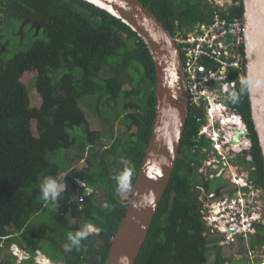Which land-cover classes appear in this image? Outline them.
<instances>
[{"label": "trees", "instance_id": "16d2710c", "mask_svg": "<svg viewBox=\"0 0 264 264\" xmlns=\"http://www.w3.org/2000/svg\"><path fill=\"white\" fill-rule=\"evenodd\" d=\"M140 1L171 36L178 32V27L182 34L189 31L182 30L176 16L192 14L198 23L207 21L213 11L211 4L201 0ZM231 1L229 18H241V0ZM15 15L35 22L41 34L29 44L12 45L0 26V43L4 45L0 47V247L1 244L7 248L12 244L23 246L29 257L17 263L12 255L0 254V264H37L36 246L42 240L53 246L51 258L56 260L53 262L88 264L94 255L98 259L96 264H104L143 160L155 114V75L150 53L129 26L85 0H0V19L3 17L6 25ZM30 24L22 26L29 27L32 34L39 33ZM25 72L33 77L37 103L21 80ZM237 73L230 71L229 80L236 81L239 100L232 103L228 99L226 103L246 123L252 142L249 154L253 159L244 168L252 167L250 179L256 187L264 188V163L251 119L248 91H241ZM125 78L130 80L129 88H123ZM83 97L92 100L93 110L103 120L112 117L109 111L114 109V118L123 115L126 130L136 129L128 138H122L121 130L113 136L111 129L112 143L104 151L107 157L96 152L87 167L78 172L68 155L79 157L83 153L82 149H73V145L76 141L81 144L80 137L89 145L98 138V132L90 128L80 105ZM199 107L189 104L179 146V151L187 146L191 151L196 145L189 161L195 160L207 145V139L199 135L202 123L197 120ZM118 161L127 163L114 172L110 168ZM177 164L178 157L134 264L231 262L219 248L213 247L211 261L202 251L206 243L204 246L201 238L205 230L197 211L199 204L190 198L187 190L179 192L178 185L174 184ZM125 168L132 175L129 193L123 195L117 192L113 177ZM65 174L66 188L58 201L55 204L44 201L39 187L42 180ZM79 181L87 188L103 190L104 201L99 204L93 195L79 208L77 194L86 193ZM43 214L48 215V220L42 219ZM74 219L100 229L97 247L85 240L80 250L65 248L68 233L75 232ZM259 232L263 235L259 242L264 243V226ZM252 239V245L258 243V239Z\"/></svg>", "mask_w": 264, "mask_h": 264}, {"label": "water", "instance_id": "95a60500", "mask_svg": "<svg viewBox=\"0 0 264 264\" xmlns=\"http://www.w3.org/2000/svg\"><path fill=\"white\" fill-rule=\"evenodd\" d=\"M85 1L129 26L146 45L154 66L155 114L150 135L104 262L121 264V258H124L123 264H134L172 176L189 112L187 84L181 54L171 34L140 0ZM241 3L246 59L244 75L253 84L248 99L264 163V0H241ZM244 134V129L237 130L232 142L239 143Z\"/></svg>", "mask_w": 264, "mask_h": 264}, {"label": "built area", "instance_id": "2783aa9c", "mask_svg": "<svg viewBox=\"0 0 264 264\" xmlns=\"http://www.w3.org/2000/svg\"><path fill=\"white\" fill-rule=\"evenodd\" d=\"M211 4L213 11L207 21L198 22L185 34L178 29L172 38L182 58L188 103L196 106L203 105L206 108L208 123L215 119L214 110L231 109L230 118L241 119L239 130L244 129L245 134L240 137L239 143L235 144L232 142V137L237 132L235 125H226L222 131V143H233L231 148L240 152L244 147L241 143L243 139H245L243 142L245 147L249 145V140L246 138V124L241 115L227 105L226 100L230 93L236 92V81L229 80V72L236 70L239 81L245 78L246 59L242 20L235 17L229 18L228 8L232 5V1L228 6L219 1L211 2ZM217 80L221 82L216 83ZM219 122L223 125L222 117ZM204 128H200L199 135L204 133ZM220 133L221 131L215 130L212 135L207 136L212 141L213 151H221L222 144L217 139ZM231 181L234 185L231 192L214 197L206 195L201 200L197 208L199 217L208 229L215 230L213 234H218L221 246L231 245L236 236L250 238V235H255L251 237L258 239L257 244L260 246L255 249L256 251L248 248L247 253L257 258L258 262H248V264L264 262V245L259 242L261 237L256 231L259 223L264 224V200L259 194L260 187H254V184L246 181L236 169ZM79 184L83 185V182L79 181ZM10 247L17 263L29 257L23 246L12 244ZM39 255L35 257L38 263H40Z\"/></svg>", "mask_w": 264, "mask_h": 264}, {"label": "rangeland", "instance_id": "374dc122", "mask_svg": "<svg viewBox=\"0 0 264 264\" xmlns=\"http://www.w3.org/2000/svg\"><path fill=\"white\" fill-rule=\"evenodd\" d=\"M192 1H194V0H192ZM201 1H203L204 3L208 2L209 4H210V2L219 1L220 3H224L225 5L228 6V4L231 0H201ZM175 19L180 23V27L182 28V30L184 32H186L188 30L191 31L193 25L198 20V18L192 14H181V15L176 16ZM0 20L2 21L0 26H1V28L2 27L4 28L2 33H4L6 35V37L9 39V41L12 43V45H19V42L29 44L30 40L32 38L37 37L41 34V28H38V26H36V23L33 21L30 22L29 19H26V18L23 19L22 17L19 18L15 15L14 18H11L10 21H8L9 23L7 22L8 23L7 25H6L5 19L3 20V17ZM24 24H30L31 27H34L36 30L35 33H37V31L39 29L40 30L39 33L32 34L30 32L29 27H27L26 25L22 26ZM21 26H22V28H21ZM120 35L124 36V34H120ZM0 47H4V45L0 43ZM9 55H10V53H9ZM21 80L24 83V85L27 87V89L29 90L31 97L33 98V101L35 103H37L38 99H37V96L35 97V92L33 91V81L34 80H33L32 75L29 72H26L22 75ZM142 84L144 85L143 82H142ZM129 87H130V80L128 78H125L123 88H129ZM86 98L87 97H83L80 100V103H81L80 105H81L82 109L84 110V112L86 113L87 119L90 123V128L92 130H95L98 132V138L95 139V142L93 143V145H89L86 141H84V139L82 137H80L81 144L78 145V142L76 141V143L73 145V147H72L73 149L74 148H76V150L82 149V153H83L79 157H77L76 154H74V155L69 154L68 155L69 157L73 158V165L78 172H82V170L87 166L89 160H92L95 157L96 152H98V154H103L105 157H107L106 156L107 154L104 151H105V148L109 147L112 143L113 137L112 138L110 137V130L111 129H113V136H115V134L117 135L118 131L121 130L122 131V138L130 137L132 132L136 129L135 127H130V129L126 130L124 128V126H125L124 124L126 121H122L123 115H121V116L119 115L118 117L114 118V115L116 114V111L114 109H110V111H109L111 113L112 117H109L106 121L103 120V118H101V116H99L98 112L93 110V108L91 106L92 100H90L88 98L86 99ZM126 113H128V111ZM32 129H33L34 134H36L35 122H33V124H32ZM244 140L245 139H243L242 141L244 142ZM243 142H242V145L245 146V143H243ZM242 148H245V147H242ZM245 159L251 160V157L247 155L245 157ZM122 165H125V163L123 161H118L116 164H114V167L110 168V169L112 171L116 172L117 169ZM238 166L240 168H243L240 165H238ZM246 173H247V171H246ZM215 188H216V185H214V182H211V185L209 186V191H213ZM128 193H129V191L126 193H122V194L125 195ZM259 194H260L262 200H264V188L260 187V193ZM50 208H52V207H50ZM47 216H48L47 214H45V215L43 214L41 217L44 221H46ZM76 222L82 223L81 219H78ZM38 223H39V220H37V224ZM37 224H35L36 231H38V225ZM80 225H82V224H80ZM260 225H263V224L259 223V225H258V227H256V229H258ZM203 227H204L205 231L209 230V232H207V234H209V235H206V237H205V239L207 240L206 241V247H203L202 251L206 255L207 260L211 261L212 260L211 255L213 252V247H211V243L213 242V239L215 237H218V234L216 233V235H213L212 229H208L204 224H203ZM252 240L253 239L250 240L248 238H243L242 236H236L235 241L232 242L231 245L221 247L219 250L223 254L224 258H228L229 256L232 255L233 250L235 248V254H236L235 256L237 258L241 259L239 262L242 264H246L247 262H245V259L248 258L249 254L245 251V249L246 248L250 249L252 247V246H250V245H252ZM86 241L91 246H98L99 245V243L96 244L95 241L93 239H90V238H88ZM254 244H256V242H253V245ZM223 245H225V244H223ZM259 246L260 245L257 244L255 246H253L252 248L255 250L256 248L258 249ZM36 248L40 251L41 254L45 255L50 260L56 261L54 258H51V254L54 252V249H53V246L48 241L42 240L36 246ZM0 254L2 256H5V257L7 255L9 256V254L13 256L11 247L10 248L9 247L7 248L6 246L3 247L2 244L0 247ZM35 254H36V252H35ZM90 258L91 259L89 260L88 264H96L98 259L95 256H91ZM249 261L257 263L258 259L253 258L252 260H249ZM15 262H17L16 259H15ZM44 262L48 263V261H46V260ZM61 262H62L61 264H66L64 262V260H62Z\"/></svg>", "mask_w": 264, "mask_h": 264}, {"label": "flooded vegetation", "instance_id": "af4514ba", "mask_svg": "<svg viewBox=\"0 0 264 264\" xmlns=\"http://www.w3.org/2000/svg\"><path fill=\"white\" fill-rule=\"evenodd\" d=\"M228 112H231V109L228 110ZM197 115H198L197 120L198 121L202 120L200 128L205 127L204 128L205 131L202 135L207 139V143L205 142V145L206 144L207 145L203 146L200 152L198 153V157L195 160H191V161L189 160L192 158V154L196 151L195 149L196 145H193V147L191 148V151H189V148H188L189 146L183 148L181 151H179L178 149V153H177L178 164L176 168L177 175L174 176V184L178 185V191L181 192L182 190L184 191L187 190L188 193L191 195L190 198L196 201L198 204L201 202V200H203L206 197V195L214 197L216 195H220L225 192H231L234 186L231 180L233 179V176L235 175V169L238 172V174H241L246 181H249L250 183L254 184V187H256L255 181L252 178L250 179V172L253 170V168L252 167L250 169L244 168L245 163L247 161L250 162L253 159V158H251V160L245 159L247 155L251 157V155L249 154V151H251L252 142L251 140H249L250 138H249L248 131H247L246 138L247 139L249 138L248 139L249 145H247L246 147L244 146L245 148H242L240 152L235 151V148L234 149L231 148L233 147L232 142H231L232 144L222 143V131L223 129H225V126L229 125L230 123H232V125H235V122L229 123L230 117L227 120L226 119L223 120L224 122L223 125H221L222 122L208 123L206 119V108L203 105L198 108ZM215 130L221 131L220 135L217 137V139L222 144L220 152L212 150V141L211 139L207 137V136L212 135L213 131ZM242 142L243 141H241V143ZM235 157H240V158H235ZM238 165L242 166L243 168H240ZM174 167H176V161H175ZM245 170L247 171V173ZM185 182L187 184L186 186H185ZM211 182H214V185H216V188L213 191H209V186L211 185ZM82 186H85L84 183ZM85 189H86V193L77 194L79 195L78 196L79 208L82 207V204H83L82 202L89 200V198H91L93 195H95V198L99 204L104 201L105 192L103 190L98 189V188H87L86 186H85ZM173 196H175L174 193H173ZM80 224L84 226L85 224H88V223H85V224L77 223L76 220L74 219L72 221V228L75 231L79 230L80 228L83 227ZM261 226H264V224L260 225L259 228L256 229V231L262 238L263 235L259 232ZM256 227H258V225ZM202 234L203 235H201V238L204 242L203 245L205 246V243L207 241L205 237L206 235H209V234H207L206 232ZM99 236H100V231L98 234H92L88 238L93 239L95 243L98 244L101 240ZM251 236H255V235H250V238L248 239L251 240L252 239ZM262 245H264V243ZM250 246L253 247V245H250ZM211 247H216L219 249L222 247L219 244L218 237H215L213 239V242L211 243ZM247 249L248 248L245 249L246 252H247ZM235 255H236L235 251H233L232 255L229 256L227 259L231 262H226V264H231V263L232 264H242L239 262L241 259L237 258ZM253 258L254 256L249 255L248 258L245 259V262H247L246 264H248V262H251L249 260H252ZM254 259H257V258H254ZM64 262L68 264L66 261ZM258 264H262V262Z\"/></svg>", "mask_w": 264, "mask_h": 264}, {"label": "clouds", "instance_id": "9594fccd", "mask_svg": "<svg viewBox=\"0 0 264 264\" xmlns=\"http://www.w3.org/2000/svg\"><path fill=\"white\" fill-rule=\"evenodd\" d=\"M240 85H241V91L242 92L245 90H247L248 92L252 91L253 84L250 81V79H248V78L241 79ZM228 99L232 103H236L239 100V96L236 92H232L229 94ZM230 114H231V112H228V110H223V109H220L218 111L214 110L215 119L212 122H219L221 117L224 120L226 117H230ZM241 117H242V115H241ZM243 122L245 123L244 119H243ZM125 163H127V162H125ZM66 175L67 174L55 176V177L49 176V177H46L42 180L39 187H40L41 198L44 201L51 202L53 204H55L58 201L62 191H64V189L66 188V185L63 183ZM131 175H132L131 170L129 168H125L118 175L113 177V179L116 181V188H117L118 193H126L130 190V188H131ZM105 207H106V205H105ZM99 231H100V229L98 227H96L95 225H93L92 223L85 224L82 228H80L79 230H76L74 233L73 232L68 233V235H67L68 243L65 244V248L69 251H71L73 248H75L76 250H80L82 248V241L87 240L88 237L92 234H98ZM207 232L208 231H206V233ZM203 233H205V231ZM36 252H37V254H40V255L46 257L45 255L41 254L39 250ZM36 255H35V257H36ZM47 260L50 261L51 263L53 262L49 258H47ZM123 260H124V258H121V264H123ZM34 261L37 264H40L36 261L35 258H34Z\"/></svg>", "mask_w": 264, "mask_h": 264}, {"label": "bare ground", "instance_id": "6f19581e", "mask_svg": "<svg viewBox=\"0 0 264 264\" xmlns=\"http://www.w3.org/2000/svg\"><path fill=\"white\" fill-rule=\"evenodd\" d=\"M230 122H235V130H239L240 129V127H239V124H241V119H239V120H235V119H232V118H230L229 119V123ZM231 125H232V123H230ZM242 130V129H241ZM38 260H39V262L41 263V264H51V262L50 261H48L47 260V258H45L44 256H39L38 257ZM48 261V263H45L44 261Z\"/></svg>", "mask_w": 264, "mask_h": 264}, {"label": "crops", "instance_id": "0c3cea01", "mask_svg": "<svg viewBox=\"0 0 264 264\" xmlns=\"http://www.w3.org/2000/svg\"><path fill=\"white\" fill-rule=\"evenodd\" d=\"M225 246H228V245H225ZM225 246H222V247H225ZM233 251H235V248H234V250Z\"/></svg>", "mask_w": 264, "mask_h": 264}]
</instances>
